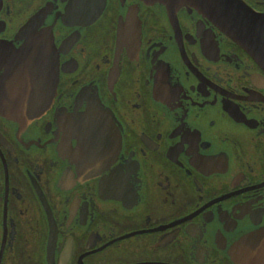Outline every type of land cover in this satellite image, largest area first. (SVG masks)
Segmentation results:
<instances>
[{
	"label": "flooded vegetation",
	"instance_id": "flooded-vegetation-1",
	"mask_svg": "<svg viewBox=\"0 0 264 264\" xmlns=\"http://www.w3.org/2000/svg\"><path fill=\"white\" fill-rule=\"evenodd\" d=\"M35 36L59 81L30 119L0 107V264H264L247 252L264 233V47L162 0H0V46ZM92 104L114 122L107 158L76 128Z\"/></svg>",
	"mask_w": 264,
	"mask_h": 264
},
{
	"label": "water",
	"instance_id": "water-1",
	"mask_svg": "<svg viewBox=\"0 0 264 264\" xmlns=\"http://www.w3.org/2000/svg\"><path fill=\"white\" fill-rule=\"evenodd\" d=\"M162 1L196 9L203 18L212 21L256 58L261 56V48L264 47V16L255 12L243 0ZM33 38L38 40L36 44ZM33 38L21 48L9 44L0 46L3 57L0 62L5 66V73L0 78V107L5 111L22 113L29 119L44 110L59 81V55L54 53L46 37ZM98 117L103 121L98 122ZM77 119L76 128L81 131L79 133L84 139L83 151L89 153V157L92 152L98 154L103 151L104 158L113 154L109 136L114 122L106 109L92 104ZM94 126L96 128L92 129ZM247 252L264 254V233L251 238L247 243ZM259 260L264 263V257H259Z\"/></svg>",
	"mask_w": 264,
	"mask_h": 264
}]
</instances>
